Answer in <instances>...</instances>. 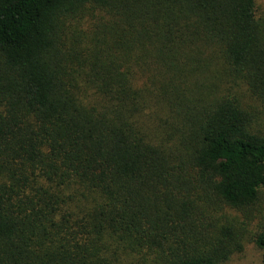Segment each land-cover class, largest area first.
<instances>
[{
    "label": "trees",
    "instance_id": "16d2710c",
    "mask_svg": "<svg viewBox=\"0 0 264 264\" xmlns=\"http://www.w3.org/2000/svg\"><path fill=\"white\" fill-rule=\"evenodd\" d=\"M255 0H0V264H264Z\"/></svg>",
    "mask_w": 264,
    "mask_h": 264
},
{
    "label": "rangeland",
    "instance_id": "374dc122",
    "mask_svg": "<svg viewBox=\"0 0 264 264\" xmlns=\"http://www.w3.org/2000/svg\"><path fill=\"white\" fill-rule=\"evenodd\" d=\"M259 15L264 18V0H255ZM261 215L256 214L253 229L257 224L258 228L264 229V200L260 204ZM225 264H261V253L251 244L245 243L242 253L233 255Z\"/></svg>",
    "mask_w": 264,
    "mask_h": 264
}]
</instances>
